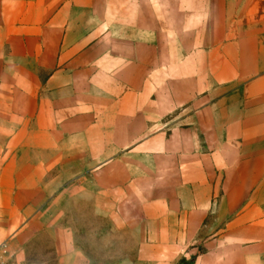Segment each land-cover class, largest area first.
<instances>
[{
	"label": "rangeland",
	"instance_id": "obj_1",
	"mask_svg": "<svg viewBox=\"0 0 264 264\" xmlns=\"http://www.w3.org/2000/svg\"><path fill=\"white\" fill-rule=\"evenodd\" d=\"M94 1L80 19L101 34L106 62H143L149 121L126 149L104 150L100 139L119 138L97 133L65 151L41 209L24 216L31 225L4 237L0 227V244L8 264H194L230 221L225 210L250 201L239 189L246 170L225 184L230 141L217 131L216 106L232 92L225 78L245 30L258 24L235 0Z\"/></svg>",
	"mask_w": 264,
	"mask_h": 264
},
{
	"label": "crops",
	"instance_id": "obj_2",
	"mask_svg": "<svg viewBox=\"0 0 264 264\" xmlns=\"http://www.w3.org/2000/svg\"><path fill=\"white\" fill-rule=\"evenodd\" d=\"M233 5L258 26L245 30L249 36L235 52L225 78L232 92L217 104L216 123L230 141L221 154L229 168L225 184L246 170L239 189L250 201L242 210H225L230 221L194 264H264V0ZM93 6V0H0L3 237L41 209L48 197L43 184L63 166L65 151L84 149L97 133L119 138L100 139L104 150L126 149L128 137L143 134L149 121L139 89L144 64L124 69L105 61L96 42L101 34L80 19L79 8Z\"/></svg>",
	"mask_w": 264,
	"mask_h": 264
},
{
	"label": "built area",
	"instance_id": "obj_3",
	"mask_svg": "<svg viewBox=\"0 0 264 264\" xmlns=\"http://www.w3.org/2000/svg\"><path fill=\"white\" fill-rule=\"evenodd\" d=\"M8 255H7V248L5 245L0 247V264H8Z\"/></svg>",
	"mask_w": 264,
	"mask_h": 264
},
{
	"label": "trees",
	"instance_id": "obj_4",
	"mask_svg": "<svg viewBox=\"0 0 264 264\" xmlns=\"http://www.w3.org/2000/svg\"><path fill=\"white\" fill-rule=\"evenodd\" d=\"M180 264H193V263H192V261L185 262L184 260H182V261L180 262Z\"/></svg>",
	"mask_w": 264,
	"mask_h": 264
}]
</instances>
